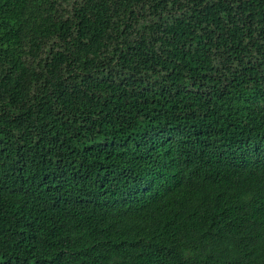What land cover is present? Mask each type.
I'll use <instances>...</instances> for the list:
<instances>
[{
    "label": "trees",
    "instance_id": "trees-1",
    "mask_svg": "<svg viewBox=\"0 0 264 264\" xmlns=\"http://www.w3.org/2000/svg\"><path fill=\"white\" fill-rule=\"evenodd\" d=\"M0 264H264V0H0Z\"/></svg>",
    "mask_w": 264,
    "mask_h": 264
}]
</instances>
